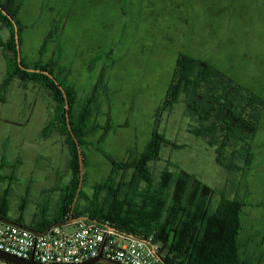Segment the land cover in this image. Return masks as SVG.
Listing matches in <instances>:
<instances>
[{
  "label": "rangeland",
  "instance_id": "rangeland-1",
  "mask_svg": "<svg viewBox=\"0 0 264 264\" xmlns=\"http://www.w3.org/2000/svg\"><path fill=\"white\" fill-rule=\"evenodd\" d=\"M28 1L33 7L25 4L24 14L30 16L19 35L31 48L22 47L24 64L35 55L55 59L53 52L62 49V65L67 62L73 71L69 85L76 94V114L98 86L91 123L100 129L82 147L86 165L80 209L108 181L114 161L122 167L142 156L153 138L162 139L160 158L150 164L154 184L164 169L183 171L217 191L214 204L222 193L245 203L241 256L256 264L262 258L264 264V110L251 168L230 172L219 164L216 148L189 132L185 96L175 102L168 98L183 54L210 63L264 100V0H187L189 9L197 2L192 13L175 0L169 15L165 0ZM183 12L187 28L173 23ZM0 22L9 33L5 37L0 31L7 44L12 33ZM34 85L14 82L0 101V201L6 198L9 218L17 220L22 212L27 226L49 207L47 217H52L59 201L64 206V189L73 181L67 136L55 119L57 103L49 90ZM30 103L36 108L30 109ZM42 128L48 129L40 136ZM104 196L98 195L99 202Z\"/></svg>",
  "mask_w": 264,
  "mask_h": 264
},
{
  "label": "trees",
  "instance_id": "trees-1",
  "mask_svg": "<svg viewBox=\"0 0 264 264\" xmlns=\"http://www.w3.org/2000/svg\"><path fill=\"white\" fill-rule=\"evenodd\" d=\"M0 6L16 21L20 35V1L0 0ZM0 20L12 33L7 44L0 37V47L7 61L6 76L0 86V101H5L1 95L7 93L10 85L19 81L24 86L28 82L43 86L52 93L57 103L55 119L67 136L69 163L73 172L72 185L64 189L66 202L60 210L64 223L70 220L80 181L78 150L66 122V101L59 86L50 77L21 69L14 26L1 11ZM22 64L27 69L48 71L64 89L70 105V124L82 148L85 138L100 129V126L91 123L98 86L76 114L73 111L76 94L69 85L68 70L62 69L56 62L26 65L22 60ZM182 95L185 96L186 112L191 119L189 132L217 149V160L226 170H249L254 159L253 143L264 110L261 96L239 85L210 63L183 54L177 59L168 98L175 102ZM162 142V139L153 138L142 156L132 158L122 167L114 161L115 167L108 181L95 188L94 198L82 209L79 201L84 193L81 190L74 217L108 222L117 231L132 237H152L162 244L161 257L165 264H256L241 256L245 203L227 198L222 193L219 202L214 204L217 191L183 171L174 173L164 169L158 185L154 184L150 164L159 160ZM83 162L85 166L84 154ZM102 192L105 196L99 202L98 195ZM0 215L6 217L7 212L0 208ZM262 260L259 259L260 264Z\"/></svg>",
  "mask_w": 264,
  "mask_h": 264
},
{
  "label": "built area",
  "instance_id": "built-area-1",
  "mask_svg": "<svg viewBox=\"0 0 264 264\" xmlns=\"http://www.w3.org/2000/svg\"><path fill=\"white\" fill-rule=\"evenodd\" d=\"M0 251L42 264L83 263L99 255L120 264H163L162 244L152 237H132L90 219L66 220L42 231L0 219Z\"/></svg>",
  "mask_w": 264,
  "mask_h": 264
},
{
  "label": "crops",
  "instance_id": "crops-1",
  "mask_svg": "<svg viewBox=\"0 0 264 264\" xmlns=\"http://www.w3.org/2000/svg\"><path fill=\"white\" fill-rule=\"evenodd\" d=\"M4 2L5 1H8V0H3ZM173 2V1H175V0H165V1H163V7H164V14L165 15H169V11L171 10L170 9V7H174V4H172L171 2ZM180 1H183V3H182V7L183 8H188V11H189V13H192V12H195V8L197 9V2L196 3H191V6H190V9H189V4H188V2H187V0H180ZM218 1V0H217ZM26 3H28V4H26ZM25 4H26V6L27 5H31L32 7H33V5L31 4V2H29L28 0H20V9H19V13H18V19H19V21H20V23L22 24V23H24L25 24V21H26V19H27V17H29L30 15H28V16H25V14H24V9H25ZM159 4V3H158ZM156 5V4H155ZM172 5V6H171ZM204 7V9H205V6H203ZM207 11H209V8H207ZM173 12H175L174 10H173ZM185 12H183L182 14H181V16H180V14H176L175 15V19L174 18H172L173 19V23H175V24H178L180 21V23H182L183 22V26L184 27H189L188 26V24H187V22L186 21H183V19H185V14H184ZM195 18V17H194ZM203 19H204V17H203ZM185 23V24H184ZM175 24H173V26L175 27L176 25ZM3 24L0 22V31H4V32H1V34L2 35H4V34H6V36L7 35H9V33H8V31H7V29H5V27H3L2 26ZM26 25H29V23H26ZM180 29H182V28H180ZM186 30V31H185ZM185 30H182V33H183V35L186 37V38H188V36H189V33H188V29H185ZM192 30H194V28L192 27ZM0 34V35H1ZM5 36V35H4ZM5 36V37H6ZM27 41L28 40H26L25 39V41H24V43H23V41H20V54H21V50H22V47H24L25 48V50H27V51H29L31 48H29L28 47V45H27ZM187 43H185V48H187V49H189V47H188V41H186ZM193 50H194V48H193ZM194 52V51H193ZM54 53H55V55H54ZM53 56L54 57H56L55 59L54 58H52V55L51 56H47V57H42L41 55H39V57H38V55H35L34 57V59H32V60H29L30 61V65H34V64H41V65H49V64H51L53 61H57L58 62V64H59V66L62 68V69H66V70H68L69 71V78H68V82H71V76H72V69H70L69 70V67H71V66H68L67 65V62L65 63L64 62V65H62V62H63V58H64V54H63V52H62V49H59V50H57V52L55 51V52H53ZM188 56V55H187ZM23 59V58H22ZM78 59V62L79 63H81L82 62V60L81 59H79V58H77ZM202 60V59H201ZM81 66L83 65V64H80ZM87 64L85 63V66H86ZM84 67V66H83ZM6 71H7V61H6V57H5V53H4V50L0 47V83L2 84L3 82H4V79H5V76H6ZM3 79V80H2ZM15 82H17V81H15ZM18 83L21 85V86H24L22 83H20L19 81H18ZM1 84H0V86H1ZM34 86H37V87H40V88H42L43 90H45V88L43 87V86H41V85H39V84H35ZM27 86H24V88H26ZM3 103H4V101H3ZM29 108L30 109H33V108H36V104H34V103H30V106H29ZM51 110V108H49V109H47V111L49 112ZM44 132V128H42L41 129V133H40V136H41V134ZM56 132L57 133H59L57 130H56ZM43 135V134H42ZM44 137V136H43ZM10 177L11 178H13L14 176H13V174H11L10 175ZM6 194H7V192L5 193V196H6ZM3 200V201H2ZM1 201H0V208L3 210V212H7V216L6 217H4V216H1L0 215V217L1 218H4V219H6L7 221H10V222H12V223H15V224H17V225H19V226H22V227H25V228H28V229H30V230H35V231H42V230H45V229H47L48 227H50V226H53V225H59V224H61L64 220L62 219L63 217H62V215H61V212H60V210H61V208H62V206H61V201H59L58 202V204H57V209H55L54 208V212L53 213H55L52 217L51 216H48L47 217V214L50 212L51 213V207H49V208H47V209H45L44 211H43V215L41 216V217H37V218H35V219H33V221H32V224L30 225V226H27L26 224H25V222H24V214L21 212V214L18 216V219L17 220H14V219H11V218H9V212H10V206L8 205V202H7V200H6V198L4 197L3 199H2ZM60 204V205H59ZM48 206H50V205H48ZM22 210V209H21ZM62 217V218H61Z\"/></svg>",
  "mask_w": 264,
  "mask_h": 264
},
{
  "label": "water",
  "instance_id": "water-1",
  "mask_svg": "<svg viewBox=\"0 0 264 264\" xmlns=\"http://www.w3.org/2000/svg\"><path fill=\"white\" fill-rule=\"evenodd\" d=\"M0 11L12 22L13 26H14V31H15V39H16V43H17V49H18V52H19V56H18V64L19 66L21 67L22 70H26L30 73H41V74H44L48 77H50L53 81H55L56 85L59 86V89L62 91L63 95H64V98H65V109H66V122H67V126H68V130L71 134V136L73 137L75 143H76V146H77V150H78V156H79V165H80V181H79V185H78V189H77V192H76V195H75V198H74V202H73V205H72V211H71V214H70V220L69 222L70 223H73L77 220H89V218L87 217H82V218H75L74 217V210H75V207H76V203L78 201V197H79V194L82 190V183H83V178H84V162H83V153H82V148H81V145L77 139V137L75 136L74 132H73V129H72V126L70 124V116H69V103H68V100H67V96L65 94V91L64 89L59 85V83L56 81L55 77L53 75H51L48 71H41V70H37V69H27L23 66L22 64V59H21V54H20V45H19V32H18V25L16 23V21L12 18V16L6 12L1 6H0ZM1 220L5 221V222H10V221H7L5 220L4 218H1ZM12 223V222H11ZM160 261L165 264V262L162 260V258H159ZM0 261L3 262L4 264H42V263H38L36 261L33 260V258H31L30 260H22V259H19L15 256H12V255H9L7 253H4L2 251H0ZM73 264H120V263H117V262H113V261H110L106 258H104L102 255H99L98 257L94 258V259H91V260H88V261H85L83 263H73Z\"/></svg>",
  "mask_w": 264,
  "mask_h": 264
}]
</instances>
